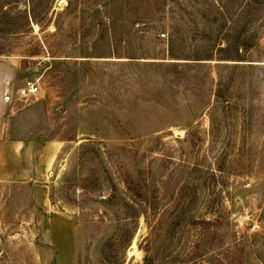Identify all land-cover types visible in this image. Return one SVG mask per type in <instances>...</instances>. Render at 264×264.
Listing matches in <instances>:
<instances>
[{
	"label": "rangeland",
	"instance_id": "rangeland-1",
	"mask_svg": "<svg viewBox=\"0 0 264 264\" xmlns=\"http://www.w3.org/2000/svg\"><path fill=\"white\" fill-rule=\"evenodd\" d=\"M0 80V264H264V0H0Z\"/></svg>",
	"mask_w": 264,
	"mask_h": 264
},
{
	"label": "crops",
	"instance_id": "crops-1",
	"mask_svg": "<svg viewBox=\"0 0 264 264\" xmlns=\"http://www.w3.org/2000/svg\"><path fill=\"white\" fill-rule=\"evenodd\" d=\"M8 85L3 80H0V183H5L8 179L11 181H17L21 179L26 182L31 180L34 176L43 175L46 169H43L40 172V164L37 162V166L33 168L30 161H27L25 158V153L29 152L27 146H25L22 141L16 139L10 140L8 142L3 136L6 135L7 130L10 128L12 131L21 129L22 126L9 123L13 118L14 112L11 107V102L9 98L7 99L6 95L8 93ZM29 111V110H28ZM10 124V125H9ZM11 126V127H10ZM10 181V180H9ZM34 191L38 190L41 187L43 188L42 195V204L46 205L47 201V185H34ZM48 211L40 210L36 213L37 216L46 215ZM52 215L54 212H51ZM53 232L56 234H61L60 236H54V244L57 248V253L53 257L51 264H74V249L71 242L70 230L66 223L63 221L57 220L55 224L52 225ZM60 240H59V239ZM58 240V241H57Z\"/></svg>",
	"mask_w": 264,
	"mask_h": 264
},
{
	"label": "built area",
	"instance_id": "built-area-1",
	"mask_svg": "<svg viewBox=\"0 0 264 264\" xmlns=\"http://www.w3.org/2000/svg\"><path fill=\"white\" fill-rule=\"evenodd\" d=\"M38 91V86L30 80H26L23 84L22 93L26 95H34Z\"/></svg>",
	"mask_w": 264,
	"mask_h": 264
},
{
	"label": "water",
	"instance_id": "water-1",
	"mask_svg": "<svg viewBox=\"0 0 264 264\" xmlns=\"http://www.w3.org/2000/svg\"><path fill=\"white\" fill-rule=\"evenodd\" d=\"M129 250H131V247H129Z\"/></svg>",
	"mask_w": 264,
	"mask_h": 264
}]
</instances>
